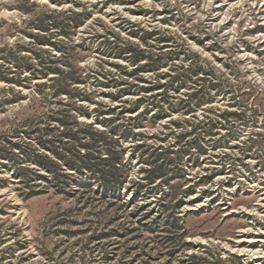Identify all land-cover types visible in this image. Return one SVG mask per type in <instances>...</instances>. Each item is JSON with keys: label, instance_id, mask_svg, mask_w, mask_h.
Segmentation results:
<instances>
[{"label": "rangeland", "instance_id": "374dc122", "mask_svg": "<svg viewBox=\"0 0 264 264\" xmlns=\"http://www.w3.org/2000/svg\"><path fill=\"white\" fill-rule=\"evenodd\" d=\"M54 1L60 5L0 0V78L25 85L0 80L2 154L12 145L40 150L33 133L63 109L51 88L56 75L13 66L25 57L40 69V49L61 70L76 65L87 75L80 90L97 104L84 103L90 118L78 116L80 122L104 131L95 111L115 108L98 120L114 121L120 132L136 125L137 136L123 143L127 181L119 191L86 186L88 177L76 174L60 194L52 175L21 162L19 150L13 161L0 159V264H196L192 256L202 264H264V0ZM53 10L90 14L72 39L49 32L61 51L33 39L46 35L34 27ZM129 44L151 57L140 67L156 59L164 66L137 73L123 58L129 55L115 56ZM189 65L205 72L200 79L220 84L199 108L190 96L208 82L194 79L178 91L171 83ZM38 85L46 86L44 95ZM122 88L129 92L117 108L111 95ZM141 98L139 110L128 113ZM165 154L174 160L169 178L151 184L147 171ZM21 169L30 171L28 182Z\"/></svg>", "mask_w": 264, "mask_h": 264}, {"label": "trees", "instance_id": "16d2710c", "mask_svg": "<svg viewBox=\"0 0 264 264\" xmlns=\"http://www.w3.org/2000/svg\"><path fill=\"white\" fill-rule=\"evenodd\" d=\"M57 5H60L58 1L51 0ZM90 19V14L83 12L77 13L74 11H49L47 15L38 18L37 25L34 27L35 30L44 33L46 35H35L33 39L40 46H50L61 51L58 43L51 42L46 38L49 36L50 31H56L61 37L66 39H72L76 32L82 28L86 22ZM152 35L148 40H151ZM167 43V41H164ZM75 47L77 45H74ZM23 51H26L23 49ZM44 52L35 51V60H38V66L40 69L35 70L36 65L29 62L30 59L22 57L15 58L13 61V66L18 69H22L27 72H37L41 77L47 78L49 75H56L52 81L54 85L51 87L54 91L53 95L55 98L59 99V104L63 109L58 110L52 116L48 117L46 120V125L43 128H38L34 137L37 141L40 150L29 151L27 148L20 147L19 145H12V150L8 154H2L0 149V159L5 161H13L20 154L22 156L21 162H28L35 164L41 169L45 170L47 173L52 175V187L57 189L60 194H65L66 189L69 188V180L73 175L78 174L80 177H88V182L86 186H91L92 182L99 184L105 191H119L127 181L126 174V164L124 163L125 150L123 149V143L127 140H134L135 136L133 130L136 125H133L130 129H125L124 131H119L118 127L111 128L112 122L108 120L99 121L98 117L113 115L115 114V108L109 109V111H95L96 122L103 125L106 130L101 131L96 128L94 124L82 123L78 120V116H85L90 118V114L84 108V103L97 104L91 98V95L84 93L80 90V86L86 83V76L83 75V69L78 66L67 65L69 71L61 70L57 67L59 61H49L43 58ZM129 55L128 58L131 65L136 67L137 73H144L147 70L159 71L160 67L164 65L159 64V59L152 61V64L144 65L140 67L139 64L143 60L151 59L147 56L145 50L141 49L134 44H129L125 46L124 49H120L117 55L123 56ZM193 63V62H192ZM56 66V67H54ZM119 69H125L122 66H118ZM127 76H130L126 73ZM132 75V74H131ZM200 75H205V72L199 68L189 65L184 72L179 74L171 82L172 84H178V89L187 88L188 84L196 81L208 82L205 88L202 87L199 91L192 94L190 97L193 99L197 108L202 107L204 104L209 102L210 95L212 91L215 94L219 93L220 84L215 83L213 79L205 80L200 79ZM1 81L8 85L25 86L24 81H17L15 79H10L6 77H1ZM113 85L116 88L124 86L122 82H117L113 80ZM197 83V82H196ZM100 86L108 87V83H100ZM45 85H38V89L41 95H44L41 89H44ZM136 87V85H134ZM137 88V87H136ZM157 87L152 89L140 88L141 92L148 94L152 91H156ZM207 89V92H205ZM128 89H119L115 95H111L113 101H119L120 105L117 108H122L124 102L122 98L128 94ZM144 102L143 98L139 99L136 103L128 109V113L134 114L139 110L140 105ZM151 106L157 109L158 112L161 111L158 103H152ZM171 106V105H170ZM191 106V103L186 104L187 111ZM74 113V114H72ZM108 113V114H107ZM136 121V120H135ZM131 126V125H130ZM110 128V130H109ZM216 128L215 126L210 127V131L206 132L205 136H212V130ZM56 132H58L56 134ZM56 134V135H55ZM32 135L28 133V138ZM181 142L185 139L183 136H179ZM198 145V144H197ZM200 146V145H198ZM13 149L19 150L18 155L13 151ZM8 151V150H7ZM44 151V152H42ZM200 153H204L203 149L199 147ZM6 152V151H5ZM165 155H159V159L162 162L158 165H154L153 169L147 171L149 174L148 181L151 184L156 183L157 180L161 182H167L168 180V162L173 163L174 160L166 159ZM66 167L67 170L71 171L72 174L68 175L63 173ZM20 178L24 181H29L30 171L28 169H21ZM81 186H85L82 181ZM35 194V193H33ZM173 228H177L178 225L172 223ZM192 261L197 262L196 264H202L200 258L192 256ZM199 261L201 263H199ZM244 264V263H239Z\"/></svg>", "mask_w": 264, "mask_h": 264}]
</instances>
